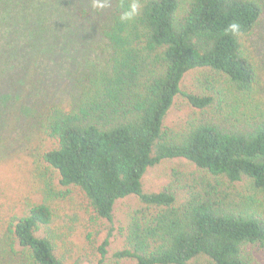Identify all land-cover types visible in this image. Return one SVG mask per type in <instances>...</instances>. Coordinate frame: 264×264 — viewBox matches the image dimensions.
Wrapping results in <instances>:
<instances>
[{
    "label": "trees",
    "instance_id": "obj_1",
    "mask_svg": "<svg viewBox=\"0 0 264 264\" xmlns=\"http://www.w3.org/2000/svg\"><path fill=\"white\" fill-rule=\"evenodd\" d=\"M132 3L137 15L121 21ZM98 19L104 58L79 73L65 99L42 89V72L31 74L46 56L39 26L12 40L5 62L0 55L10 66L0 71L2 89L19 102L14 129L20 101L31 107L19 132L28 155L23 194L0 204V264H70L76 194L108 224L117 200L137 198L114 263L256 264L264 247V0H113ZM232 21L239 35L225 33ZM189 74L193 89L184 88ZM178 97L189 110L167 123ZM167 160H178L167 182L144 191L145 172ZM111 235L112 227L88 264H105Z\"/></svg>",
    "mask_w": 264,
    "mask_h": 264
},
{
    "label": "rangeland",
    "instance_id": "obj_2",
    "mask_svg": "<svg viewBox=\"0 0 264 264\" xmlns=\"http://www.w3.org/2000/svg\"><path fill=\"white\" fill-rule=\"evenodd\" d=\"M25 7L17 6L16 0H0V55L5 62L11 54L13 39L24 35L25 28L31 30L36 25L39 26L42 37V50L46 54L40 55V62L36 67L33 65L31 74L35 75L42 72V89H47L53 97L65 99L67 94L72 92L75 80L83 69H87L92 64H99L104 55L101 51L105 40L101 39L97 29L98 12L106 13L113 4V0H107V6L103 9L93 7L92 0H46L43 6L38 4L39 0H24ZM32 4L30 8L28 5ZM40 12H39V11ZM48 10V11H47ZM53 10L54 12H52ZM39 14V15H38ZM52 14L51 16H47ZM32 26V27H30ZM32 31H28L26 36ZM24 42V41H23ZM56 42V64L52 58ZM264 46V45H263ZM105 48V47H104ZM0 71L10 73L7 69L10 66L1 63ZM18 68L19 64L15 65ZM15 74L17 71L15 70ZM264 81V75L261 74ZM6 81V76L3 78ZM0 75V141L2 138L7 140V144L0 145V204L11 205L18 200V196L23 194L16 192L21 187L20 177L24 174V161L28 158L26 146L22 144L20 130L27 122V115L31 112V107L23 105L19 107V121L17 128L14 129L13 115L10 114L13 106H17L15 99L11 97L14 90H10L3 82ZM7 82V81H6ZM8 83V82H7ZM29 86V85H28ZM194 82L192 75L189 74L185 80V89H193ZM37 92L29 98L37 99ZM8 97V98H7ZM187 103L182 97L176 98L173 106L166 116L167 123H173L185 116L188 111ZM19 136V137H18ZM18 137V138H17ZM178 160H167L160 162L154 167L149 168L143 176V189L146 192L158 191L167 182L171 172V167ZM72 204L77 209L79 218L76 222L78 233L72 237L74 242V256L70 261L72 264L75 259L82 261L80 264H88L87 260L94 258L97 247L106 236L107 231L112 227V235L109 239L108 254L105 264H133L130 261L114 263L111 261L113 251L121 248L124 244L125 225L128 210L138 204L137 198L129 196L119 199L114 205L113 222L108 224L102 220L94 218L89 210L83 209L80 195ZM82 201V202H81ZM81 202V203H79ZM256 264H264V247L257 251Z\"/></svg>",
    "mask_w": 264,
    "mask_h": 264
},
{
    "label": "clouds",
    "instance_id": "obj_3",
    "mask_svg": "<svg viewBox=\"0 0 264 264\" xmlns=\"http://www.w3.org/2000/svg\"><path fill=\"white\" fill-rule=\"evenodd\" d=\"M93 7L96 9H103L107 6V0H92ZM138 13V5L136 3H132L127 10H125L120 15L121 21L131 20ZM241 31V26L238 22L232 21L228 24L225 29V33H231L232 35H239Z\"/></svg>",
    "mask_w": 264,
    "mask_h": 264
}]
</instances>
